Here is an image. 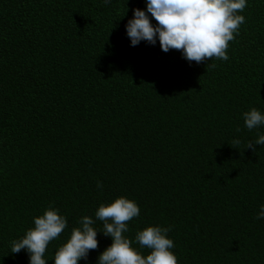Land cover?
Returning <instances> with one entry per match:
<instances>
[{
	"label": "trees",
	"instance_id": "trees-1",
	"mask_svg": "<svg viewBox=\"0 0 264 264\" xmlns=\"http://www.w3.org/2000/svg\"><path fill=\"white\" fill-rule=\"evenodd\" d=\"M144 7L0 0V264H28L10 242L45 208L67 220L46 248L52 264L79 218L119 196L139 207L128 238L170 226L177 264H264V144L246 148L264 127L241 117L264 112V0H247L227 60L200 63L130 46L125 24ZM96 239L78 264L111 243Z\"/></svg>",
	"mask_w": 264,
	"mask_h": 264
},
{
	"label": "clouds",
	"instance_id": "clouds-1",
	"mask_svg": "<svg viewBox=\"0 0 264 264\" xmlns=\"http://www.w3.org/2000/svg\"><path fill=\"white\" fill-rule=\"evenodd\" d=\"M246 4L247 0H145L143 10L132 9V18L125 24V34L130 46L141 41L153 46L158 42L163 52L179 50L182 58L189 62L200 63L208 58L225 61L228 59V42L234 39V34H239V27L244 23L245 18L239 13ZM241 117L248 130L264 127V112L255 107L242 112ZM232 143L238 144L239 140ZM262 144L264 133L258 132L246 148L255 150L254 145ZM102 187L98 181L97 188ZM138 216L136 202L124 196L107 204L101 203L94 217L84 215L79 218L78 226L73 227L67 239L56 248L52 264L87 261L89 250L97 248L98 232L109 237L111 243L99 253L95 264H177L172 252L173 241L167 235L170 226L149 225L137 230L132 240L128 238L127 222ZM255 218L264 219V204L259 205ZM96 220L102 222V230L93 226ZM32 224L22 237L10 242V253L24 250L28 264H46V248L66 229V217L49 206L42 215L32 218ZM133 244L139 247H133ZM142 249H147V253Z\"/></svg>",
	"mask_w": 264,
	"mask_h": 264
}]
</instances>
